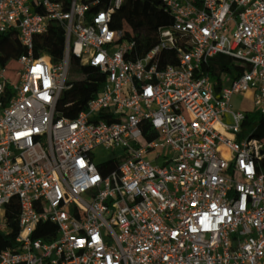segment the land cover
<instances>
[{
	"label": "built area",
	"instance_id": "1",
	"mask_svg": "<svg viewBox=\"0 0 264 264\" xmlns=\"http://www.w3.org/2000/svg\"><path fill=\"white\" fill-rule=\"evenodd\" d=\"M122 2L0 0V208L19 207L0 264H264L263 144L232 104L264 113V0H161L173 23L138 58L109 25ZM57 30L61 58L34 40ZM70 53L105 80L68 116ZM217 53L234 64L212 78Z\"/></svg>",
	"mask_w": 264,
	"mask_h": 264
},
{
	"label": "trees",
	"instance_id": "2",
	"mask_svg": "<svg viewBox=\"0 0 264 264\" xmlns=\"http://www.w3.org/2000/svg\"><path fill=\"white\" fill-rule=\"evenodd\" d=\"M102 3L98 8H105ZM93 7L88 8L90 12ZM173 19L163 6L161 0H123L121 5L113 10L109 25L121 29L122 40L134 43L131 57L146 55L159 42V29L170 27ZM156 58L160 66L176 63L179 55L172 49L163 48L157 52ZM234 64V58L224 53H217L207 64V72L212 78H218L221 72ZM105 80V74L97 67L91 66L81 57L70 53L68 76L65 87L58 100V109L65 115L83 110L89 99L100 90ZM245 117L241 124L240 137H255L263 144V155L259 165L264 169V113L253 108L245 109ZM146 136V132H144ZM118 161H108L101 165L100 171L106 175L117 168ZM4 213L10 228L8 233L0 231V249L11 246L17 232V216L19 207L16 198L5 205Z\"/></svg>",
	"mask_w": 264,
	"mask_h": 264
},
{
	"label": "rangeland",
	"instance_id": "3",
	"mask_svg": "<svg viewBox=\"0 0 264 264\" xmlns=\"http://www.w3.org/2000/svg\"><path fill=\"white\" fill-rule=\"evenodd\" d=\"M64 34L60 33L59 30L47 31L40 34L34 35L35 42H45L48 41V44L45 46V52L51 54L53 58H61L62 55H54V51L57 53H61L64 51L65 42H64ZM232 104L234 108L245 110L252 108V98L247 94L237 93L232 97ZM102 147L97 148V154L95 155V160H103L111 156V153H102ZM4 216V209L0 208V222Z\"/></svg>",
	"mask_w": 264,
	"mask_h": 264
}]
</instances>
